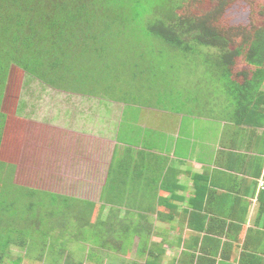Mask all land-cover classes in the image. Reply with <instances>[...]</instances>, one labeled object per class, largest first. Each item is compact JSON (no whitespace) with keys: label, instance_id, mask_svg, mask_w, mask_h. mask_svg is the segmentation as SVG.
Returning a JSON list of instances; mask_svg holds the SVG:
<instances>
[{"label":"rangeland","instance_id":"374dc122","mask_svg":"<svg viewBox=\"0 0 264 264\" xmlns=\"http://www.w3.org/2000/svg\"><path fill=\"white\" fill-rule=\"evenodd\" d=\"M138 1L144 16H132L136 57H106V65L91 59L87 68L81 64L84 74L77 81L86 91L57 89L11 67L1 104L6 118L0 133V187L7 182L30 189L38 203L30 216L21 197L14 210L22 218L0 222V264H136L134 256L124 262L118 255L113 258L118 243L109 228L104 244L91 240L102 206L69 197H80V190L74 192L66 180L72 168L68 177L74 176L78 165L73 167L72 159L78 158L71 150L65 155L64 129L84 130L81 125L97 97L122 102L119 130L127 134L129 113L145 112L130 102L189 112L207 102L217 111L224 98L237 103L238 89L255 78L264 54V0ZM153 48L155 55L150 53ZM88 72L95 76L88 80ZM197 99L196 108L188 109ZM110 100L100 105L108 108ZM111 115L116 116L113 111ZM91 117L98 118L96 112ZM94 130L98 127L88 126L90 134ZM109 214L110 207H105L103 220L109 221ZM103 232L96 229L95 241Z\"/></svg>","mask_w":264,"mask_h":264},{"label":"crops","instance_id":"0c3cea01","mask_svg":"<svg viewBox=\"0 0 264 264\" xmlns=\"http://www.w3.org/2000/svg\"><path fill=\"white\" fill-rule=\"evenodd\" d=\"M97 100L84 130L63 131L65 155L71 150L78 158L66 180L80 190L69 197L114 208L111 220L127 221L118 234L127 237L125 246L118 242L114 259L134 256L146 264L153 247L160 264H264L262 111L247 122L229 98L217 111L190 101L188 109L196 108L190 112L133 101L145 112L129 113L126 134L119 130L122 102ZM103 100L114 101L103 108ZM88 126L98 131L90 134ZM141 237L146 249L139 254Z\"/></svg>","mask_w":264,"mask_h":264},{"label":"trees","instance_id":"16d2710c","mask_svg":"<svg viewBox=\"0 0 264 264\" xmlns=\"http://www.w3.org/2000/svg\"><path fill=\"white\" fill-rule=\"evenodd\" d=\"M139 3L138 0H0V133L6 118L1 104L12 66L54 88L86 91V85L77 81L83 73L81 64L87 68L91 59L99 58V63L106 65V57H136L138 49L131 33L132 16H144L138 10ZM154 10L157 11L158 7ZM150 53L155 55L158 52L153 48ZM257 66L255 78L252 76V81L238 89V111L246 116L247 122L258 119L257 111H262L264 118V54ZM103 72L110 74L112 70L105 68ZM93 76L95 74L87 73L88 80ZM133 78L137 79L135 73ZM36 196L30 189H20L5 182L0 187V222H16L22 218L18 209L14 210L21 197L25 200L22 204L27 212L33 216L38 203ZM104 209L102 206L95 220L91 240L104 244L117 227L113 237L124 247L122 243L127 237L118 234L122 233L120 229L129 227L127 221L113 222L111 212L114 208L110 210L109 221L103 220ZM261 212L264 213V202ZM101 228L104 230L101 239L95 241V231ZM144 249L146 240L141 237L139 254ZM153 251L151 247L146 264H160V257ZM1 256L0 252V263Z\"/></svg>","mask_w":264,"mask_h":264}]
</instances>
